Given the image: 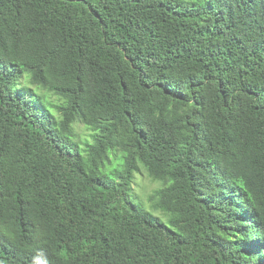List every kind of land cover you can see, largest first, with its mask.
I'll return each mask as SVG.
<instances>
[{
  "label": "trees",
  "instance_id": "trees-1",
  "mask_svg": "<svg viewBox=\"0 0 264 264\" xmlns=\"http://www.w3.org/2000/svg\"><path fill=\"white\" fill-rule=\"evenodd\" d=\"M0 264H264V0H0Z\"/></svg>",
  "mask_w": 264,
  "mask_h": 264
},
{
  "label": "rangeland",
  "instance_id": "rangeland-1",
  "mask_svg": "<svg viewBox=\"0 0 264 264\" xmlns=\"http://www.w3.org/2000/svg\"><path fill=\"white\" fill-rule=\"evenodd\" d=\"M78 133H80L81 137L84 138L88 136L89 131H86L84 128L79 127L77 129ZM161 188V184L158 182H153L144 172L137 174L134 181V193L136 196L141 198L143 204L152 212L151 204L148 201V197L157 189ZM137 202H140L139 199H136ZM154 214L159 218L166 221L164 215L160 212H155Z\"/></svg>",
  "mask_w": 264,
  "mask_h": 264
}]
</instances>
